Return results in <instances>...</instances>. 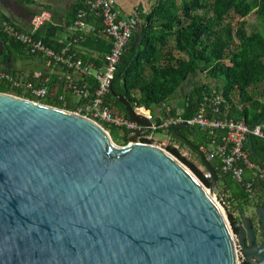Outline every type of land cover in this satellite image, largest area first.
Segmentation results:
<instances>
[{
	"label": "water",
	"instance_id": "95a60500",
	"mask_svg": "<svg viewBox=\"0 0 264 264\" xmlns=\"http://www.w3.org/2000/svg\"><path fill=\"white\" fill-rule=\"evenodd\" d=\"M3 44L0 46V54ZM140 128L124 146L90 119L0 93V264H239L233 231L212 194L173 155L137 137L150 121L121 95ZM264 161V158H260ZM263 241L241 216L237 239L249 264Z\"/></svg>",
	"mask_w": 264,
	"mask_h": 264
},
{
	"label": "trees",
	"instance_id": "16d2710c",
	"mask_svg": "<svg viewBox=\"0 0 264 264\" xmlns=\"http://www.w3.org/2000/svg\"><path fill=\"white\" fill-rule=\"evenodd\" d=\"M19 2L25 3L24 0ZM76 11L77 9L74 10V15ZM252 13L256 14L258 24L251 32L247 30L246 19ZM137 18L138 27L121 56L107 96L106 103L113 116L128 118L125 107L112 93L121 95L134 109L148 110L156 117L157 123L160 122L165 117L161 104L167 103L188 77L198 72L221 81L220 92L215 94L224 97L230 108L231 118L250 125L264 121V91L258 97L252 93L256 87L264 88V0H161L149 13L140 14ZM71 23H68V26ZM88 23L93 26V30L86 35L71 33L69 46L54 39L53 35L44 34L42 28L34 37L41 39L46 46L56 51L65 48L76 56L81 53L78 56L83 60L99 64L103 55L108 52L109 44L100 33V18L89 17ZM0 39L3 42L2 53H6L0 57V71L14 78L33 81V74L23 75L14 69V63L16 56L38 57L29 54L24 45L8 39L2 33ZM82 51L87 54L83 55ZM52 69L50 74L43 73V76L49 77L48 93L64 95L66 105L63 106L55 97H49L41 103L75 112L77 107L86 101L76 104L71 93L65 89V74H69L68 71L59 65H52ZM70 75L76 82L81 79L88 81L91 85L90 92L93 91L91 78ZM0 93L29 98L23 90L14 89L4 81H0ZM212 94L207 85L196 86L187 100L192 107L185 110V114L191 115L193 106L195 107L204 95ZM159 108L162 115L156 113ZM170 114L175 115L176 112L172 109ZM101 125L109 131L113 140V134L118 129L107 124ZM175 128H171L169 133L187 145L174 134ZM190 128L183 129L181 133L192 144L201 148L207 141V133L197 128L195 140H190ZM157 132L163 133L161 130ZM123 134L128 135V132ZM126 143L124 138L120 145L124 146ZM246 147L251 159L264 165V161L260 159L264 158V138L252 137ZM168 150L186 164L205 186L211 187V180L205 178L194 162L182 157L173 149ZM191 150L200 159L199 154ZM216 171L220 175V172ZM216 188L225 190L229 194L226 195L234 201L233 212L237 217L232 214H229V217L237 233L239 228L236 224L241 220V216H244L246 207L260 206L254 205V200L229 175H221ZM252 221L257 231L254 219ZM241 264L249 262L244 259Z\"/></svg>",
	"mask_w": 264,
	"mask_h": 264
},
{
	"label": "built area",
	"instance_id": "2783aa9c",
	"mask_svg": "<svg viewBox=\"0 0 264 264\" xmlns=\"http://www.w3.org/2000/svg\"><path fill=\"white\" fill-rule=\"evenodd\" d=\"M89 17H98L101 20L100 33L108 40L109 50L103 55L99 64L89 60L78 58L67 49L56 51L46 46L41 39L34 37L47 22L50 21V14L47 11L33 15L30 20V30L24 31L4 16H0V32L8 39L17 41L25 46L29 54L49 62L52 65L63 67L69 74H65L64 87L69 91L76 104L86 101L75 110V114L84 116L98 125L107 124L117 128L122 134L126 131L128 135L140 127L129 118L113 116L109 105L106 103L110 92L111 82L134 31L138 27L137 16L120 15L114 0H85L82 7L75 12L70 25L72 34L86 35L91 28L88 23ZM70 74L77 77L91 78L93 80V91L90 92V83L85 80L76 82ZM32 80L27 81L22 78H14L10 74L0 71V81L8 82L14 89H21L29 95L28 99L36 103L55 97L56 100L66 105L64 95H50L47 90L49 77L42 74L33 75ZM24 99V97H23ZM49 106V105H47ZM187 103L186 110L190 108ZM192 107V106H191ZM192 114L187 116L171 115L172 107L167 103L161 104V109L165 117L157 123L155 116L145 109L136 111L150 121L149 131L138 136V142H151L153 146L160 149H173L182 157L188 158V145L182 144L176 137L169 133L173 127L187 124L188 127L198 128L207 133V141L201 147L206 158L213 163L215 170L221 175H229L231 179L248 194L256 206L264 207V165L251 159L247 150V144L252 137L264 138V121L257 124H247L241 120H235L229 116V106L223 96L204 95L194 107ZM161 130L167 133V139L161 145L154 144L156 139L151 136V132ZM163 147V148H162ZM169 151V150H168ZM204 176L212 180V174L205 168ZM219 182V181H218ZM218 184V183H217ZM214 202L226 215L234 214V201L223 192L213 193ZM238 263L246 257L238 242L237 235L233 233ZM240 258V259H239ZM241 264V263H240Z\"/></svg>",
	"mask_w": 264,
	"mask_h": 264
},
{
	"label": "crops",
	"instance_id": "0c3cea01",
	"mask_svg": "<svg viewBox=\"0 0 264 264\" xmlns=\"http://www.w3.org/2000/svg\"><path fill=\"white\" fill-rule=\"evenodd\" d=\"M19 1L20 0H0V16H4L18 28L24 31H29L30 20L32 16L40 13L41 11H47L49 12L51 18L50 21L47 22L42 27V32L44 34L46 33L48 35H53L54 39H57L59 40V42H62L66 46H69L68 39L72 32L70 31L69 29L70 26L68 25L71 23V20L74 16L73 14L74 10L81 7V5L84 3L85 0H24L25 3L23 4H20ZM114 1L116 7L119 10L120 15L138 16L140 14L149 13L151 9L155 5H157L158 2L161 0H114ZM89 26L91 28L90 30L91 32L93 30V26L91 24H89ZM105 41L109 44L107 39H105ZM2 44L3 42L0 39V46H2ZM76 52H81V51H76ZM82 54L86 55L87 53L82 51ZM78 55L80 56L81 53H79ZM78 55L77 57L81 58ZM37 59L41 60L40 58ZM14 66L16 67L15 63ZM50 68L51 66L48 65V70L45 71V73L48 72V74H50L51 73ZM204 77L207 82L205 81L200 82V84L207 85L210 91L213 93L220 92L221 86H219L218 80L208 78L205 75ZM194 88H189L184 85L178 89L176 95L181 96L184 99V103L182 104L183 107L181 109H179L180 105L179 107L172 108L173 111L176 112L175 115L185 116L188 96L191 94ZM256 88L260 89L258 87ZM156 113H161L162 115V111L160 110V108L157 109Z\"/></svg>",
	"mask_w": 264,
	"mask_h": 264
},
{
	"label": "rangeland",
	"instance_id": "374dc122",
	"mask_svg": "<svg viewBox=\"0 0 264 264\" xmlns=\"http://www.w3.org/2000/svg\"><path fill=\"white\" fill-rule=\"evenodd\" d=\"M237 20V18H236ZM247 30L248 31H253L254 28L257 26L258 24V18L256 16L255 13H252L247 19ZM42 60V61H41ZM37 59V58H29V57H26V56H16V61H15V65L16 67L14 66V68L21 72L23 75L27 76L28 74L32 73L33 75H39V74H42L44 73L45 71L48 70V65H49V62L43 60V59ZM207 82L204 75L200 74V73H194V74H191L187 81L181 85V86H186V87H189V88H194L195 86H197L198 84H200V82ZM210 81V80H209ZM221 81H219V86H221ZM254 91V92H253ZM253 94L258 97L261 95V93L264 91V89L260 88V89H257L255 88L253 90ZM178 92V90L175 92V94L167 101V104L169 106H171L172 108H175V107H179V109H181L183 107V103H184V99L181 97V96H178L176 95ZM23 98V96L21 97ZM25 99V98H24ZM36 102V101H35ZM42 104V103H41ZM45 105V104H43ZM53 107V106H51ZM64 110V109H62ZM74 113V112H73ZM98 125L103 128L104 131H106L108 134H109V131H107L106 128H104L103 125H101L100 123H98ZM190 128V127H189ZM197 128H190L189 129V138L190 140H195V134L197 133ZM151 136L156 139V141L154 142V144L160 146L162 141H165L167 139V133H160V132H151L150 133ZM110 136V135H109ZM129 135H125V134H122L119 130L115 131L114 134H113V141L112 139V142L116 145V146H122L120 145L124 138L126 139V142H127V139H128ZM111 138V137H110ZM152 142V141H151ZM148 143L150 145H152V143ZM153 146V145H152ZM163 148V147H162ZM163 150V149H162ZM165 151H167L168 153H170L171 155H173L170 151H168V149H164ZM190 173L193 174V176L202 184L203 187H205L208 192H209V189L210 187H207L204 185V183L201 181V179L198 178V176L186 165L184 164L180 159H178L175 155H173ZM188 160L192 161L195 163V165H197L199 167V169L204 173L205 171V167L201 164L200 162V159L198 157L197 154L193 153L192 150H189V156L187 158ZM217 172V171H216ZM218 174V173H217ZM219 176V175H218ZM218 183V182H217ZM217 186V184H216ZM219 192H223L224 194H228L225 190L223 191L222 188H216V191L214 192L215 194ZM213 195V194H212ZM229 195V194H228ZM212 198L214 199V197L212 196ZM259 208V207H253V206H247L246 207V211H245V214L244 216L246 217H250L252 219H254V222L256 224V227L257 229H260V224H259V219L257 217V215L255 214V210ZM223 213V212H222ZM224 217H226V220L228 221V223L230 224L231 228H232V231L234 234L237 235V233L234 231L233 229V226H232V223L230 221V217H229V214L227 213L226 215L223 213ZM233 217H237V214L234 213L233 214ZM239 217V215H238ZM240 222V221H239ZM237 222V223H239ZM257 237L260 239V234L257 233ZM240 259V258H239ZM240 261V260H238ZM241 263V262H240ZM239 263V264H240Z\"/></svg>",
	"mask_w": 264,
	"mask_h": 264
},
{
	"label": "flooded vegetation",
	"instance_id": "af4514ba",
	"mask_svg": "<svg viewBox=\"0 0 264 264\" xmlns=\"http://www.w3.org/2000/svg\"><path fill=\"white\" fill-rule=\"evenodd\" d=\"M1 33V32H0ZM4 55H6V53H4V51H3V53H1L0 54V57H3ZM188 128V127H187ZM259 224H260V221H259ZM236 226H238L237 224H236ZM238 228H239V226H238ZM239 232V231H238ZM237 232V233H238ZM257 233H259L260 234V239L258 238V242H262L263 241V235H262V231H261V224H260V229H257V231H256V234ZM246 260H247V258H245ZM248 261V260H247Z\"/></svg>",
	"mask_w": 264,
	"mask_h": 264
},
{
	"label": "bare ground",
	"instance_id": "6f19581e",
	"mask_svg": "<svg viewBox=\"0 0 264 264\" xmlns=\"http://www.w3.org/2000/svg\"><path fill=\"white\" fill-rule=\"evenodd\" d=\"M207 190V189H206ZM207 192H208V190H207Z\"/></svg>",
	"mask_w": 264,
	"mask_h": 264
}]
</instances>
